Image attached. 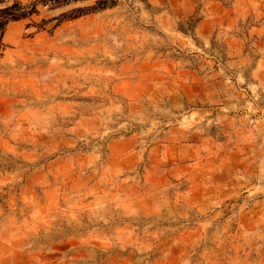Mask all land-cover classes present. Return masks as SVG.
<instances>
[{"label": "rangeland", "instance_id": "374dc122", "mask_svg": "<svg viewBox=\"0 0 264 264\" xmlns=\"http://www.w3.org/2000/svg\"><path fill=\"white\" fill-rule=\"evenodd\" d=\"M0 264H264V0H0Z\"/></svg>", "mask_w": 264, "mask_h": 264}]
</instances>
